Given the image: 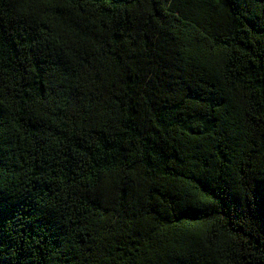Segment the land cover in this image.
<instances>
[{
	"label": "trees",
	"instance_id": "16d2710c",
	"mask_svg": "<svg viewBox=\"0 0 264 264\" xmlns=\"http://www.w3.org/2000/svg\"><path fill=\"white\" fill-rule=\"evenodd\" d=\"M0 264H264V0H0Z\"/></svg>",
	"mask_w": 264,
	"mask_h": 264
}]
</instances>
